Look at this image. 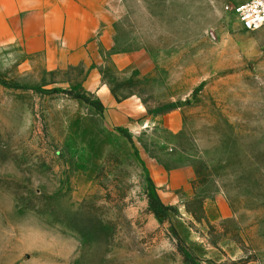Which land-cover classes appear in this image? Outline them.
I'll use <instances>...</instances> for the list:
<instances>
[{"label": "rangeland", "instance_id": "1", "mask_svg": "<svg viewBox=\"0 0 264 264\" xmlns=\"http://www.w3.org/2000/svg\"><path fill=\"white\" fill-rule=\"evenodd\" d=\"M244 1L117 0L107 45L77 49L0 22V264H264V26L226 9Z\"/></svg>", "mask_w": 264, "mask_h": 264}, {"label": "crops", "instance_id": "2", "mask_svg": "<svg viewBox=\"0 0 264 264\" xmlns=\"http://www.w3.org/2000/svg\"><path fill=\"white\" fill-rule=\"evenodd\" d=\"M17 14L22 19L15 28ZM119 15L117 0H0V22L22 31L27 45L37 47L55 41L77 49L90 46L94 39L107 45Z\"/></svg>", "mask_w": 264, "mask_h": 264}, {"label": "built area", "instance_id": "3", "mask_svg": "<svg viewBox=\"0 0 264 264\" xmlns=\"http://www.w3.org/2000/svg\"><path fill=\"white\" fill-rule=\"evenodd\" d=\"M226 9L235 13L242 27L255 31L264 26V0H246L237 5H226Z\"/></svg>", "mask_w": 264, "mask_h": 264}, {"label": "trees", "instance_id": "4", "mask_svg": "<svg viewBox=\"0 0 264 264\" xmlns=\"http://www.w3.org/2000/svg\"><path fill=\"white\" fill-rule=\"evenodd\" d=\"M76 97H82L86 99V101H89L90 99L86 97V95L83 93H77L75 95ZM100 108H103L102 103L99 102ZM149 185H150V191L148 193V199H149V209L152 213H154L157 217L166 216L167 211L171 208L167 206L160 198L156 186L151 179V177L148 178Z\"/></svg>", "mask_w": 264, "mask_h": 264}]
</instances>
